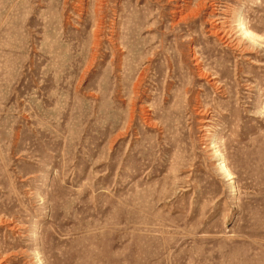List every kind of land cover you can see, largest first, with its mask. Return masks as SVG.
Here are the masks:
<instances>
[{
	"label": "rangeland",
	"instance_id": "374dc122",
	"mask_svg": "<svg viewBox=\"0 0 264 264\" xmlns=\"http://www.w3.org/2000/svg\"><path fill=\"white\" fill-rule=\"evenodd\" d=\"M0 264H264V0H0Z\"/></svg>",
	"mask_w": 264,
	"mask_h": 264
},
{
	"label": "bare ground",
	"instance_id": "6f19581e",
	"mask_svg": "<svg viewBox=\"0 0 264 264\" xmlns=\"http://www.w3.org/2000/svg\"><path fill=\"white\" fill-rule=\"evenodd\" d=\"M182 18V17H181ZM246 23V22H245ZM245 23L243 22V20H241L240 21V23H239V26H240V28H238V30H240L242 33V35H244V37L245 38H248L250 41L253 39V35L250 33V31H249V29L246 27V25H245ZM233 29H235L234 27H233ZM231 30V29H230ZM239 32V31H238ZM226 33V32H225ZM231 33V32H230ZM235 33H236V31H235ZM232 34V33H231ZM230 34V35H231ZM227 35V34H226ZM241 35V36H242ZM225 36V35H224ZM240 37V36H239ZM239 37H238V39H239ZM243 36H242V39L244 38ZM227 38V37H226ZM229 38H231L230 36H229ZM244 38V39H245ZM237 39V38H236ZM237 39V40H238ZM254 39H256V38H254ZM235 40V39H234ZM240 40V39H239ZM247 40V39H246ZM233 41V40H232ZM236 41V40H235ZM243 41V40H242ZM248 41V40H247ZM239 42H241V41H239ZM251 42H253V40L251 41ZM229 43V42H228ZM238 43V42H237ZM242 43V42H241ZM247 44V43H246ZM238 44H236L235 46H237ZM231 46H233L232 44H231ZM242 46H243V44H242ZM242 46H241V48H242ZM235 48V47H234ZM240 48V47H239ZM243 49V48H242ZM215 152H217V151H215ZM225 164V163H224ZM224 164H222V163H220V164H218L219 165V168L221 169V171L223 172V174L227 177V179H230L231 178V174L229 173V170L227 169V167L224 165Z\"/></svg>",
	"mask_w": 264,
	"mask_h": 264
}]
</instances>
